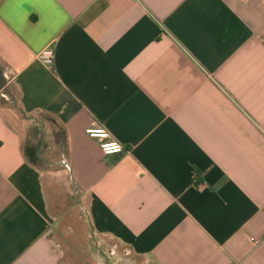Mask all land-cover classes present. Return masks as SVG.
<instances>
[{
	"label": "crops",
	"instance_id": "crops-1",
	"mask_svg": "<svg viewBox=\"0 0 264 264\" xmlns=\"http://www.w3.org/2000/svg\"><path fill=\"white\" fill-rule=\"evenodd\" d=\"M0 66V264H63L49 174L143 264H264V0H0Z\"/></svg>",
	"mask_w": 264,
	"mask_h": 264
},
{
	"label": "rangeland",
	"instance_id": "rangeland-1",
	"mask_svg": "<svg viewBox=\"0 0 264 264\" xmlns=\"http://www.w3.org/2000/svg\"><path fill=\"white\" fill-rule=\"evenodd\" d=\"M47 180L54 220L50 238L61 252L63 264H143L125 248L95 236L87 216V198L75 192L66 176L49 174ZM111 249H117L114 256Z\"/></svg>",
	"mask_w": 264,
	"mask_h": 264
},
{
	"label": "built area",
	"instance_id": "built-area-1",
	"mask_svg": "<svg viewBox=\"0 0 264 264\" xmlns=\"http://www.w3.org/2000/svg\"><path fill=\"white\" fill-rule=\"evenodd\" d=\"M38 60L46 67L53 68L55 60V51L53 47H47L38 54ZM86 135L91 139H95L99 142L100 149L106 156L113 154H121L124 151V147L117 140L111 138L110 133L105 128L90 127L86 129ZM255 243H258L256 239H253Z\"/></svg>",
	"mask_w": 264,
	"mask_h": 264
},
{
	"label": "water",
	"instance_id": "water-1",
	"mask_svg": "<svg viewBox=\"0 0 264 264\" xmlns=\"http://www.w3.org/2000/svg\"><path fill=\"white\" fill-rule=\"evenodd\" d=\"M10 78L11 77L9 71L3 66H0V93L8 95L9 101L14 104L16 108H19L16 99L12 96L11 91L8 87ZM69 182L70 184H72L71 178L69 179ZM73 189L75 190V192H77V189L75 187Z\"/></svg>",
	"mask_w": 264,
	"mask_h": 264
},
{
	"label": "trees",
	"instance_id": "trees-1",
	"mask_svg": "<svg viewBox=\"0 0 264 264\" xmlns=\"http://www.w3.org/2000/svg\"><path fill=\"white\" fill-rule=\"evenodd\" d=\"M199 176H198V173H196V172H194V174H193V177H192V182H191V186L193 187V188H200L203 184H201L200 182H199Z\"/></svg>",
	"mask_w": 264,
	"mask_h": 264
},
{
	"label": "flooded vegetation",
	"instance_id": "flooded-vegetation-1",
	"mask_svg": "<svg viewBox=\"0 0 264 264\" xmlns=\"http://www.w3.org/2000/svg\"><path fill=\"white\" fill-rule=\"evenodd\" d=\"M116 248H117V246H116ZM117 249H115V250H110V254H114V251H116Z\"/></svg>",
	"mask_w": 264,
	"mask_h": 264
}]
</instances>
